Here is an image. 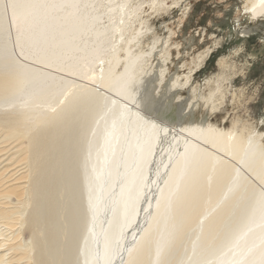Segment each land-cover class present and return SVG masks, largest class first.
<instances>
[{
	"label": "bare ground",
	"instance_id": "bare-ground-1",
	"mask_svg": "<svg viewBox=\"0 0 264 264\" xmlns=\"http://www.w3.org/2000/svg\"><path fill=\"white\" fill-rule=\"evenodd\" d=\"M168 1L0 0V264H264L263 135L134 53Z\"/></svg>",
	"mask_w": 264,
	"mask_h": 264
},
{
	"label": "rangeland",
	"instance_id": "rangeland-1",
	"mask_svg": "<svg viewBox=\"0 0 264 264\" xmlns=\"http://www.w3.org/2000/svg\"><path fill=\"white\" fill-rule=\"evenodd\" d=\"M168 2L170 6L172 1ZM176 7L150 20L152 32L134 53L154 55L149 64L163 61L169 53L170 70L184 66L181 74H188L198 70L197 55L203 52L207 56L192 77V88H197L192 94L201 92L200 102L202 96L208 98L219 87L223 93L214 96L217 111L213 118L217 119L213 121L226 118V128L250 127V132L263 135L264 144V22L257 25V34L243 36L242 29L254 23L250 24L242 0H183ZM155 40L159 47L151 50ZM176 43L180 44L178 49L174 48ZM190 90V86L184 87L181 98Z\"/></svg>",
	"mask_w": 264,
	"mask_h": 264
}]
</instances>
